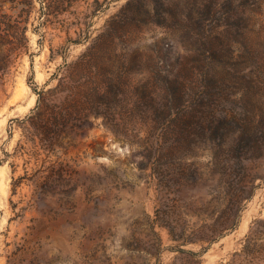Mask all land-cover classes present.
<instances>
[{"label":"rangeland","instance_id":"obj_1","mask_svg":"<svg viewBox=\"0 0 264 264\" xmlns=\"http://www.w3.org/2000/svg\"><path fill=\"white\" fill-rule=\"evenodd\" d=\"M60 1L0 78V264H264V0Z\"/></svg>","mask_w":264,"mask_h":264},{"label":"trees","instance_id":"obj_2","mask_svg":"<svg viewBox=\"0 0 264 264\" xmlns=\"http://www.w3.org/2000/svg\"><path fill=\"white\" fill-rule=\"evenodd\" d=\"M36 1L40 2L41 14L48 13L47 10L55 9V6L62 2L60 0H0V78H3L20 55L28 50V23ZM9 3H11L9 9L14 13L7 11ZM16 9L18 11H15ZM233 228V225L227 227V229Z\"/></svg>","mask_w":264,"mask_h":264}]
</instances>
